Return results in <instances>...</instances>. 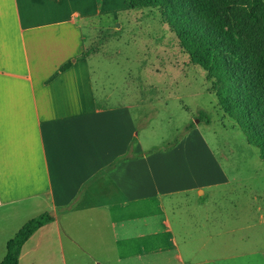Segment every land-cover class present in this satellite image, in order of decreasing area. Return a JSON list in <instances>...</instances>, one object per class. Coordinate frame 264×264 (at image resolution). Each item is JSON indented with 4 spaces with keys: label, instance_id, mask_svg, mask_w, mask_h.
<instances>
[{
    "label": "crops",
    "instance_id": "1",
    "mask_svg": "<svg viewBox=\"0 0 264 264\" xmlns=\"http://www.w3.org/2000/svg\"><path fill=\"white\" fill-rule=\"evenodd\" d=\"M147 15L144 8H126L124 0H0V214L42 202L53 215L48 226L57 224L60 211L103 210L110 227L125 225L130 233H137L138 222L127 264H149L163 228L173 233L169 211L186 231L189 198L192 226L198 215L201 226L209 223L221 194L204 190L227 184L211 179V166L202 168L200 184L190 163L175 159L194 126L166 151L143 142L147 122H139L147 109L191 85L182 80L190 63ZM135 203L142 204L139 214ZM16 232H1L0 262ZM210 242H184V252H211ZM60 250L65 259L61 239Z\"/></svg>",
    "mask_w": 264,
    "mask_h": 264
},
{
    "label": "rangeland",
    "instance_id": "2",
    "mask_svg": "<svg viewBox=\"0 0 264 264\" xmlns=\"http://www.w3.org/2000/svg\"><path fill=\"white\" fill-rule=\"evenodd\" d=\"M147 16L160 26L168 38L166 40L171 39L176 51L188 61L175 45L169 30L158 19ZM158 32L162 39L164 32ZM190 66L186 78L182 80L189 79L191 85L172 90L168 97L171 99L167 98L147 109L139 122H147V126L142 127L141 136L150 148L166 151L168 144L184 138L187 126H194L192 136L175 151V159L188 161L193 176L200 184L205 183L200 175L204 166L213 168V181L222 180L227 184L203 189L221 194L217 205L212 204L215 216L205 226H201L205 221L200 215L196 221L198 227L192 226L186 212L190 208V198L186 201L185 214L182 215L186 221L184 233L180 232L177 224L178 216L168 212L167 218L173 233L166 226L163 228L158 244H153L154 254L149 264H181L176 257V245L180 247L185 264H264V160L260 158L258 149L249 145L234 121L220 110L216 97L208 91L205 72L198 66ZM197 69L201 74L196 73ZM204 118L209 119V124L200 122ZM199 192H194L192 197L197 199ZM191 204L197 211L201 208V204L196 201ZM132 207L134 213L139 214L142 204L135 203ZM44 213L52 215L51 209L42 202L7 209L4 216L0 214V234H13L26 222ZM103 218V210L73 214L58 212L57 224L45 226L26 244L19 264H127L128 256L134 252L132 248H127L131 242L128 240L141 231V226L137 222V233H130L125 225L116 224L112 228ZM97 219L100 221L97 222ZM64 232H68L78 242V246L72 244ZM60 239L65 247V259L62 258ZM190 240H211V252L198 253L195 257L190 255L192 249L188 248L184 252L186 245L183 243H189ZM113 241H117L115 248ZM136 252L138 257L143 256L142 251Z\"/></svg>",
    "mask_w": 264,
    "mask_h": 264
},
{
    "label": "trees",
    "instance_id": "3",
    "mask_svg": "<svg viewBox=\"0 0 264 264\" xmlns=\"http://www.w3.org/2000/svg\"><path fill=\"white\" fill-rule=\"evenodd\" d=\"M124 6L146 9L169 30L189 63L205 72L220 110L264 160V0H124ZM52 221L44 213L26 222L8 240L0 264H19L24 244Z\"/></svg>",
    "mask_w": 264,
    "mask_h": 264
}]
</instances>
